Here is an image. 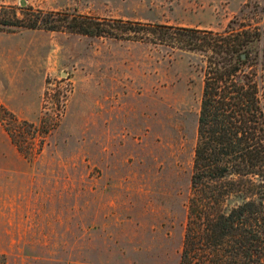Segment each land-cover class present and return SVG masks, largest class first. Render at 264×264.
Here are the masks:
<instances>
[{"label":"rangeland","instance_id":"obj_1","mask_svg":"<svg viewBox=\"0 0 264 264\" xmlns=\"http://www.w3.org/2000/svg\"><path fill=\"white\" fill-rule=\"evenodd\" d=\"M2 8L139 35L31 30L28 21L0 28V264H179L207 62L161 40L182 28L196 32V48L227 31L260 34L249 63L264 92V0Z\"/></svg>","mask_w":264,"mask_h":264},{"label":"trees","instance_id":"obj_2","mask_svg":"<svg viewBox=\"0 0 264 264\" xmlns=\"http://www.w3.org/2000/svg\"><path fill=\"white\" fill-rule=\"evenodd\" d=\"M29 13L17 18L15 12L0 9V28L28 21L25 28L31 30L90 37L108 33L122 39L139 35L122 28L113 34L105 23L89 17L65 15L58 21L52 13L38 12L30 20ZM190 33L196 32L182 28L161 40L172 49L201 52L207 62L179 264H264V92L249 63L260 34L227 31L215 45L196 48ZM11 136L22 152L20 141Z\"/></svg>","mask_w":264,"mask_h":264},{"label":"water","instance_id":"obj_3","mask_svg":"<svg viewBox=\"0 0 264 264\" xmlns=\"http://www.w3.org/2000/svg\"><path fill=\"white\" fill-rule=\"evenodd\" d=\"M241 57H242V59H244V58H245V56H244V55H242Z\"/></svg>","mask_w":264,"mask_h":264}]
</instances>
